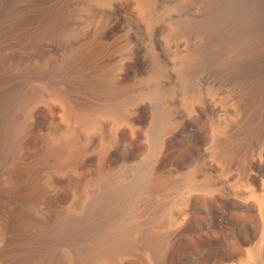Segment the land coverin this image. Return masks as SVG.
Wrapping results in <instances>:
<instances>
[{"label": "rangeland", "instance_id": "rangeland-1", "mask_svg": "<svg viewBox=\"0 0 264 264\" xmlns=\"http://www.w3.org/2000/svg\"><path fill=\"white\" fill-rule=\"evenodd\" d=\"M58 1L37 0L36 5L44 10ZM120 3L124 4L122 9L101 17L85 12L87 0H72L75 33L71 48H64L65 40L60 36L63 20L66 23L70 19L68 14L60 19L61 33L57 31L45 39L49 49L34 47L35 61L64 59L74 53V65L60 76L34 86L41 98L31 105L30 128L16 144L0 184V248L17 243V222L23 215L50 222L67 211L78 219L87 217L83 226H91L90 232H99L101 228L117 231L125 223L132 226L133 246L138 248L132 246L135 250L131 248L132 253L125 255L122 264H222L229 257L234 264H246L249 251L262 238L257 201L246 194L236 195L235 191L245 182L240 177L227 176L238 173L237 163L250 162L249 167L259 176L250 185L256 196L264 193V96L246 104L247 87L199 82L196 87L204 103L202 100L191 107L185 99L192 87L178 78H168L161 84L171 88L174 95L156 97L152 93L154 51L161 55L168 69H173L172 58L184 54L186 49L181 44L176 51L168 36L170 27L176 20L197 12L198 6L187 5L186 0H164L163 21L148 30L131 0H117ZM263 4L264 0H250L245 4L246 11L261 10ZM162 23L166 28H162ZM190 38L191 48L202 36L193 32ZM95 46H99L100 54L90 53ZM26 52L10 50L6 66L15 69ZM209 95H215L226 113H219L208 104ZM28 96L25 94L22 103L28 102ZM165 112H169L170 122L163 133ZM94 114L98 116L97 122L85 129L84 122ZM227 120L236 124L228 128L220 148L228 154L232 165L224 166L219 161L211 165L215 127ZM72 133L78 135L82 150L73 162L65 163L60 155L57 157L58 153L52 155L47 148L54 137L61 144ZM257 156L262 157L259 165L254 160ZM142 177L144 184L133 187ZM191 178L195 179L194 184ZM207 180L211 195L201 189ZM189 185L193 193L188 192ZM187 194H191L193 201L187 202ZM89 207L91 212L87 213ZM109 217L112 220L105 224ZM75 235L74 243L81 241L80 233ZM149 235L161 239L157 246L151 245L153 251L152 247L145 249L150 246L144 244ZM34 258H28L27 264H44Z\"/></svg>", "mask_w": 264, "mask_h": 264}, {"label": "bare ground", "instance_id": "bare-ground-1", "mask_svg": "<svg viewBox=\"0 0 264 264\" xmlns=\"http://www.w3.org/2000/svg\"><path fill=\"white\" fill-rule=\"evenodd\" d=\"M87 1L88 4L87 7H85V12L93 16L99 15L102 17L103 13H113L124 7V4H117V0ZM131 1L136 5L137 16H139L145 28L148 30L153 29L158 22L163 21L164 16L162 17V14H165V12L163 13L162 10L164 4L162 1L164 2V0ZM249 1L250 0H186L187 5L198 6L199 10L190 13L185 18L176 20L171 25L168 35L170 39L173 40L176 51H179V46L183 44L186 52L180 55L179 53L176 54V56L172 58V62L175 63V66L173 63V69H168V64L164 62L161 55L156 52V50L154 51L156 66L154 72L155 85L153 86L152 93L158 98H162L165 95H174V91L162 85L161 81L167 80L168 78H174V80L178 78L186 86L190 85L192 87L188 88V90L190 89V94L187 95L188 98L185 99L191 107H193L195 103H200L202 100L204 103V97L200 89L196 87V84L199 82L213 83L215 85L238 84L247 87L249 92L247 97L245 95L244 98L247 100L246 104H250L258 97L262 98L264 96V7H262L261 10L258 9L259 11H256V8L255 12H248L246 11L248 9H246V7L251 6L248 5L251 3H248V6L245 4ZM36 3L37 0H0V184L2 183L3 176L8 172L9 162L12 160L14 152L16 151V144L28 133L30 128L31 105L35 99L41 98V95L37 93L34 87L35 84H44L51 78L58 77L62 73L67 72L74 65V53H71L69 57H65L64 59L61 57L51 60L48 59L47 62H43L35 61L36 53L34 49V47L37 48L40 46L47 48L46 46H48V44L45 43V39L50 36V34L56 33L60 29V19L63 20L64 17H61L66 14L70 17V19L67 18V20L69 19L70 21L68 20L65 23L63 20L62 23L64 24L61 28L64 30L62 33L58 31L62 35L58 34L62 36L63 41L65 40L63 43L64 48H71L72 44H74L75 33L74 24L72 23V21L74 22V8H70L72 0H59L55 3L56 5L53 4L55 6L44 7V10L40 9V6L38 5V7ZM97 23H100V19ZM161 26L162 28H166L167 25L162 23ZM193 32L199 34L202 38L196 41V44L190 48V44L192 43L190 35ZM102 43L105 44L104 42ZM105 46L103 45V48ZM42 48L43 47L40 49ZM99 49V46H95L91 48L90 53H98ZM10 50L28 51V54L26 52L25 59L19 62L16 67H14L15 69L6 66L7 57L9 55L7 53ZM99 52H101V50ZM51 85L54 86V84ZM25 94L29 95L26 104L22 103L23 100H25ZM232 97L233 96H231V100H234V97ZM207 102L217 112L226 113V109L223 106H219L216 102L215 95H209L207 97ZM121 107L124 106L122 105ZM124 109L125 108H122V110ZM104 110L105 113H107V109ZM109 111H111V109H109ZM113 111L115 112V110ZM169 116V112H165L162 117L161 129L163 133H165L169 127ZM97 120V115H90V120L85 121L83 124L84 128L88 129L92 125V122H97ZM241 123L242 122H240V124ZM235 124L236 121L227 120L225 124H219L215 127L213 138L214 148L212 151V159L210 160L211 165L216 164L217 161L224 166L232 165L228 154L220 148V142L227 136L228 128L233 125L235 126ZM47 150L52 153V155L53 152L58 153L57 157L60 155V159L63 162L70 163L74 161V157L82 150V146L78 139V135L72 133L68 135L61 144L60 139L54 137ZM254 160L255 163L259 165V162L262 161V157L257 156ZM57 161L58 160H56V164ZM241 164L240 162L236 164L238 173L228 175L227 179L234 178L235 176L240 177L245 183L238 191L233 189L236 195L246 194L249 197L255 198L257 201L260 217L257 219L261 220L260 228L262 237L260 243L249 251L246 264H264V193L261 196H256L253 187L250 185V182L257 181L259 177L252 171L250 168L251 166L249 167L250 162L247 165ZM49 165L53 166V164ZM191 180V183L194 184L195 179L191 178ZM143 184L144 179L142 177L136 181L133 187L138 188ZM105 186L107 187V184ZM191 188L192 187L189 185L188 192L190 191V193H193V189L191 190ZM201 189L210 195L213 193L208 180L204 188ZM186 200L187 202L193 201L191 194L186 195ZM90 212L91 209L89 207L87 213ZM84 218H75L73 213L67 211L66 213L57 215V217L50 222L30 215H25V217L23 215V218L18 219L19 221L17 220V234L16 241H14L17 243L13 246V243L10 242L12 244L9 243L10 246L13 247L9 246L10 248L8 247L7 249L0 248V264H27L26 260L28 258L30 259V257H32V259L34 257L36 259L38 258L39 261H43L44 264H122L125 255L128 252L131 254L132 252L130 251H134V248L137 247L133 246L135 242V237L133 236L135 230L132 233V226L129 227L125 225V223L120 225L117 231H114L112 228L101 231V228V232L98 229L99 232H95L94 229L90 232L89 229L92 228L91 226L90 228L83 226ZM106 219L107 221H104V223L108 222L110 217ZM135 227L137 228L138 226L136 225ZM84 229H88L89 232L85 233L87 230L84 232ZM149 230L152 233L154 231L153 229V231H151V229ZM78 232L82 236L81 241L74 243V236H76L75 234ZM146 233L147 232H145V234ZM147 235L148 234H146V236ZM143 239L144 238H142V240ZM160 240V237L157 235H149L146 239V243L144 240V244H150V246L145 249L149 250L150 247L157 246L161 243ZM143 245L141 246L142 248H144ZM144 246L146 247V245ZM131 248L133 249L131 250ZM156 249L158 248L156 247ZM152 253L154 254V252ZM155 255L157 254L155 253ZM160 255L162 256V254ZM229 259L231 258L229 257ZM229 259L222 264H234L229 261ZM157 260L158 259H156V261Z\"/></svg>", "mask_w": 264, "mask_h": 264}]
</instances>
